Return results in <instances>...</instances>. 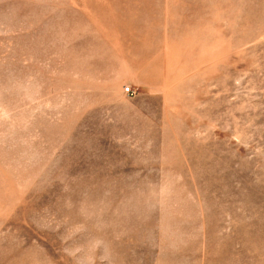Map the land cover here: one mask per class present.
<instances>
[{"label": "rangeland", "instance_id": "374dc122", "mask_svg": "<svg viewBox=\"0 0 264 264\" xmlns=\"http://www.w3.org/2000/svg\"><path fill=\"white\" fill-rule=\"evenodd\" d=\"M0 264H264V0H0Z\"/></svg>", "mask_w": 264, "mask_h": 264}, {"label": "built area", "instance_id": "2783aa9c", "mask_svg": "<svg viewBox=\"0 0 264 264\" xmlns=\"http://www.w3.org/2000/svg\"><path fill=\"white\" fill-rule=\"evenodd\" d=\"M124 93L126 95H128V96H134V95H136L135 90H133V89H131L129 87H127V88L124 89Z\"/></svg>", "mask_w": 264, "mask_h": 264}]
</instances>
